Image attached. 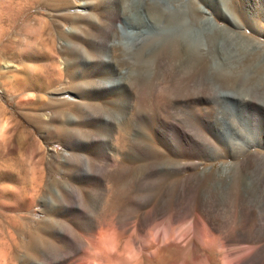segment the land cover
<instances>
[{"label": "bare ground", "instance_id": "6f19581e", "mask_svg": "<svg viewBox=\"0 0 264 264\" xmlns=\"http://www.w3.org/2000/svg\"><path fill=\"white\" fill-rule=\"evenodd\" d=\"M176 1L178 0H172L173 5L170 6H176ZM192 3L200 18L208 25H211V20L205 14L209 12L207 6L212 7L220 18L223 17L233 22L223 2L193 0ZM52 4L63 6L55 13L60 20H68L72 24L68 29L58 28V36L62 38L60 46L56 45L57 42L53 46L49 44V50L47 48V52H44L36 46L38 42L35 44V40L29 38L38 28L35 25H28L17 43V52L25 62L24 65L22 64V69H31L29 70L31 73L34 69L39 70L41 65L44 67L46 63H52L53 71L36 77V80H39L38 85L44 83L49 86L51 83L66 78V86H59L54 91L50 89L53 92L52 96L43 103L42 108L53 106L57 115L68 118V123L77 122L80 125L91 123L97 126L110 122L111 125V110L120 104L119 95L124 92L123 89L130 90L134 84L142 85L148 81H145L146 62L149 61L150 56V60L152 58L157 62L152 54H161L163 46L172 55L179 51L181 54L187 53L184 48L186 44L182 46L184 43L178 39L180 34L178 35L177 32L166 35L164 33V36L156 34L150 37L146 34L147 40L143 41L142 37L145 32L141 27L145 25H153L157 28L163 27L164 24L174 27L180 25L185 29L193 27L192 19L181 17L180 14L175 15L170 11L171 7L161 0H139V20L132 23L133 28L127 33L124 30L122 32L121 22V19L123 20L128 13L127 0H46L47 7ZM74 9L76 10L72 12L71 10ZM250 9L257 13L247 18L251 24L264 18V6L260 4L240 3L235 8L239 14L246 13V15ZM223 31L221 47L230 49L233 45L230 33L224 28ZM121 32L126 34L130 40L123 41L120 38ZM185 36L180 37L187 41ZM221 53L225 55V52ZM132 55L138 59L137 71L127 78L128 72L124 69L123 63L128 61ZM37 58L42 61L34 62ZM186 58L189 60V57ZM181 60L184 62L183 59ZM201 60L205 69H214V66H210L204 57ZM128 62L130 63V60ZM72 67H76L77 70ZM72 69L76 72L73 73ZM79 69L84 73L77 74ZM16 77L15 90L18 91L21 100L26 101L33 94L26 88L27 80L21 75H16ZM134 80L137 81L134 82ZM219 80L222 82L221 79ZM64 92H70L72 97L60 96ZM229 96L237 98L240 95L219 89L214 96L207 95L199 98L209 103V108L213 113L206 123L209 133L220 135L224 130V139L231 147L229 151L235 155L243 148H240L234 140L233 134L244 140L246 144L252 142L253 139L242 127V122L235 117L233 107L221 104V100ZM97 100L101 101L99 105ZM64 105L67 107H63ZM96 106L100 110H110V117L104 111L103 113L99 110L95 113L90 111ZM256 108L262 111L260 113L262 114L261 122L264 124V108ZM240 111L241 113L247 112L244 107L240 108ZM204 113L207 114V112ZM102 114L107 116L104 117ZM34 117L33 121L37 124L39 120L37 114ZM249 120L253 126L259 127L258 121L255 123L254 120ZM61 123L55 127L65 136L68 135L70 141L75 144L72 146L73 152L67 153L66 161L58 159L61 164H64L65 173H68L67 178L65 180L42 179L40 182H35L36 185L33 184L32 196L26 199L30 209L25 219L17 226L12 229L9 227L10 230L4 240L6 249L0 252V264H264V164H240L237 166L239 174L221 176L222 172L227 174V169L233 168L236 171L234 166L223 165L208 174L195 175L192 183L190 175L182 176L179 171L192 166L193 163L178 162L167 165L168 163L164 162L167 166L162 167V161H158L161 162L160 164L157 162L161 151L158 145L162 139L160 137L162 135L158 134L159 131H156L155 142L153 141L155 143L153 145L154 155L151 156L153 158L148 160L147 157L150 156H147L146 142L148 139L143 135H133L131 141L132 145L134 142L133 147L135 148L128 154L122 155L120 148L118 150L116 147H109L104 142V138L100 135L102 131L93 132L85 141L79 135H75V132L65 130L63 122ZM152 124L155 125L153 122ZM4 126L5 121H0V138L6 136L2 134L5 132L3 129L8 126ZM261 131L264 130H260L259 133ZM117 136L119 137V135L114 136L115 139ZM121 138L122 142L124 139ZM121 142H118L120 146ZM79 143L83 146L78 147ZM194 150H183L180 156L192 157L195 154ZM206 154L209 153L206 152ZM160 169L171 177L170 184L157 193L154 190L153 193H147V190L145 191L147 174L149 171L151 174ZM251 172L258 174L252 176ZM97 182H102L107 189L99 206H96V197L93 192V186ZM149 185L151 186L150 182ZM34 205L39 206L40 209H35ZM39 213H44L45 217H37Z\"/></svg>", "mask_w": 264, "mask_h": 264}, {"label": "rangeland", "instance_id": "374dc122", "mask_svg": "<svg viewBox=\"0 0 264 264\" xmlns=\"http://www.w3.org/2000/svg\"><path fill=\"white\" fill-rule=\"evenodd\" d=\"M161 1H163L168 6L173 5L171 3L172 0ZM218 1L221 3L223 2L233 22H229L223 17L220 18L219 15L217 16V12L213 10L212 7L209 8L207 6L209 12L206 9L208 13L205 14L211 20V25H208L203 22L202 18H200L198 11L192 3L193 0H178L176 1V6H170V11L174 12L175 15L180 14L179 16L181 17H189L190 20L192 19L191 23L193 22V27L185 29L180 25L174 27L166 26L165 24L163 27L160 26L159 28L153 25H145L141 27L145 32L144 37H142L143 41L147 40L146 38L152 35L157 34L164 36V33L166 35L177 32L178 35L180 34L178 39L184 43H181L182 46L186 44L184 48L187 50V53L181 54L179 51L173 53L174 55H172V53L170 54L168 50L164 49L165 46H163L164 48L162 49L161 54L157 53L158 56L156 54H152V56L154 55V57L157 59V62H155V60L152 58L150 60L151 56L149 57V61L153 62L151 63L148 60L146 62L145 68L147 69L149 67V70L147 69L148 72H146L147 70L145 69V81H148L144 82L145 84L142 83V85L134 84L130 90L123 89L124 92H121L119 95L120 104L111 110L112 124L110 125V122H108L107 124H98L95 126L91 123L86 125H80L77 124V122L68 123V118H62L64 116L61 117V115H57V113L54 112V108H52L53 106H49L50 109L48 107H46V109L45 107L42 108L43 103L48 101L49 97L52 96L53 92L51 90L54 91L55 88L59 86L62 87V85L66 86V78L64 77L61 81H57L59 83H51L49 86H47V84L45 85L44 83L38 85L39 82L37 81L39 80H36V77L40 74L47 75L50 71H53L52 63L48 62L44 65V67L41 65L42 67H39L40 73L38 69H34L35 71L33 70L32 74L29 71L31 69H22L25 62L19 57L17 52V43L19 39L22 38L24 29L28 25H35L39 29H36V32L33 35L31 34L30 37L29 35H27V37L31 39L33 38L35 40V44L38 42V45L36 44V46L44 50V52H47L46 49L48 48L49 50L50 45L53 46V44L55 45L56 42V45L60 46L62 38L60 39L58 36V28L68 29L72 26L68 20H60V18L57 17L55 13V11L63 8V6L60 4H57L58 6L56 4H52L50 6L51 8L47 7L46 0H0V121H5L4 127L8 126L6 129H3L5 132L2 134V136L6 135L5 138H0V252L6 249L4 240L10 228L12 229L23 219H25L27 211L30 209L26 201L32 196V187L37 184L35 182H40L42 179L49 180L51 178H56L59 180H65L67 178L68 173H65V167L63 166V163L61 164V161H63V159L66 161L65 159L67 153L73 152L74 149L72 146L75 144L74 142L70 141L68 135L65 136L63 132H59L57 127H55V125L57 126L61 122H63L65 130H70L72 133L75 132V135H79L80 138L85 141L89 135L93 134V132L96 131L100 133L102 131L100 135L104 138V142L109 147H116L118 150L120 148L122 155L128 154L133 148H135L133 147L135 146L134 142L132 145L131 141L133 140V138L131 139L133 135H143L148 139H146V147L148 148L147 156L150 155L147 157L148 160H152L153 158L151 156L154 155L153 145H155V133L156 131H159L158 134L162 135L160 136L162 139H160L158 145L159 149L161 148V151L160 155L158 156L159 158H157V162L162 161L163 164L158 162L159 164L161 163L162 167L178 162L193 163L192 166L179 171V174L182 176L190 175V181L192 183L194 179L193 177H195V175L202 173L208 174L223 165H227L228 167L234 166L236 167V171L233 170V168H230L231 170L227 169V174L222 172L221 176L228 174H239L240 171H238L239 168L237 166L240 164H264V131L259 133L260 130H264V124L261 122L262 114L260 113L262 111L260 112V110L256 108H264V18L260 19V21L257 23L251 24L250 20H247V18L250 16H255L257 14L255 11H251L250 9V13L248 12L246 15V13L239 14L235 10L236 6L240 3H257L258 5L260 4V6H264V0ZM56 3H58V1ZM127 3L129 5L127 16L123 17V20L121 19L123 24L122 32L124 30L125 33H127L128 30H132V23H135L139 20V0H127ZM75 10L76 9L71 11L74 12ZM223 28L230 33V37L233 42V45L230 47V49H223V47H221V38L224 32ZM169 31L171 32L169 33ZM122 32L120 34V38L123 41H127V35L124 33L122 34ZM146 34L147 37L145 36ZM184 35H186L185 37L188 40H185L187 41L181 39L180 36L184 37ZM236 43L238 44L237 47ZM191 45L193 47L192 49ZM139 48L140 47H138V49ZM193 49L199 52H195ZM221 52H225V55H222ZM168 54L170 56H168ZM57 57L56 59H58ZM186 57H189V60ZM203 57L208 61L210 66H214V69H209V71L203 67V64L200 62ZM128 59L130 60V63L128 62L129 60L123 63L124 69H126L128 72L127 78H129L130 75H134V72L136 73V64L138 62V59L134 58L133 55ZM181 59H183L184 62ZM35 60L34 62L36 63L42 61H39V58ZM197 60H199V62ZM25 61L27 62V60ZM187 62L188 64H186ZM170 64H173L172 67ZM190 65H192V67ZM72 68L77 70L76 67ZM24 70L26 72H24ZM74 72L76 71L73 70V73ZM83 73V70L79 69L77 71V74L79 75ZM15 74L17 76H23L27 80L26 84H29H27L28 86L26 85V88L30 93L33 94V96L31 98H27L26 101H22L21 97L18 95V91L15 90L14 82L17 78ZM219 79H221L222 82ZM136 81L137 80H134V82ZM35 82L37 83L38 87H41L38 88L35 86ZM219 89L224 91H232L240 95L237 98L232 96L223 98L221 100V104L226 106L228 104L229 107H233V113L235 117L238 121L242 122V127L245 129L248 135L252 137V142L254 141L253 143L250 142L246 144L244 140L233 134L234 140L237 142L240 148H243L242 151L238 152L239 154L236 153L238 155H234L231 153V151H229L231 150V147L224 139V130L223 133L220 134L222 136H220L219 134H210L208 128H206V123L213 113L211 108H209V103L204 102V100L199 97L207 95L214 96L219 91ZM69 94L70 92H64L60 96L72 97L71 94ZM164 94L166 97L163 96ZM189 95L190 97L193 95L195 97L193 96L190 98ZM183 96H187V99L184 97L183 100ZM244 98L246 99L244 100ZM185 101L186 103H184ZM100 102V100H97L98 105ZM97 106L91 108L90 111L93 113L98 112V110L101 113L104 111L105 113H108V116L110 117V110H100ZM63 107L67 106L64 105ZM242 107L246 108L247 112L244 113L243 111L241 113L240 108ZM71 112L74 114L72 109ZM204 112H207L208 115ZM36 114L37 118L39 119L37 120V124H35L33 121ZM102 115L104 116V114ZM42 117L43 119L45 118L46 120H44L47 122H45ZM55 118H58V120H55ZM248 118L254 120L255 123L258 121L257 124H259V127H255V125L253 126ZM152 122L155 123V125L152 124ZM172 122L174 124L176 122V124L174 125ZM60 125H62V123ZM178 126L179 128H176ZM83 128L84 130H82ZM119 128L125 132L121 131ZM204 128L205 131H208L207 133L204 131ZM76 130H78V132ZM82 133H84L86 137L84 134L82 135ZM116 135H119V137L117 136L119 140L121 138L120 136H122L121 139H124L122 142H125L126 138L128 137L127 142L122 143L121 140L118 141V139H115L114 137ZM116 140L121 142V146L118 142H115ZM179 140H181V142ZM127 144L129 145L127 146ZM77 145H79L78 147L83 146L80 143ZM122 146L123 148H126L123 149L121 148ZM180 146L184 147L180 148ZM186 149L194 150L195 154L192 157L180 156L182 151ZM206 152L209 154H206ZM58 159H61V161L59 162ZM164 162L168 164L166 165ZM163 171L161 169L156 171L158 173H164L163 176L161 173L159 175L156 172H151L150 174L149 171L147 174L149 177L146 176L147 187H145V191L147 190V193H153V190L157 193L170 184L171 177L166 174L165 171ZM256 173L257 172H251L250 175L255 176L258 174ZM152 175H156L157 178L156 176L151 177ZM152 181L154 182L153 184ZM149 182L151 184V186L149 185L150 187L148 186ZM101 183L102 182H97L93 186V192L96 197V206L100 205L107 190L104 184ZM46 195L48 196V194ZM34 206L35 209H40L39 206ZM37 217H45V214L39 213Z\"/></svg>", "mask_w": 264, "mask_h": 264}, {"label": "water", "instance_id": "95a60500", "mask_svg": "<svg viewBox=\"0 0 264 264\" xmlns=\"http://www.w3.org/2000/svg\"><path fill=\"white\" fill-rule=\"evenodd\" d=\"M128 39H130L128 36H127Z\"/></svg>", "mask_w": 264, "mask_h": 264}]
</instances>
